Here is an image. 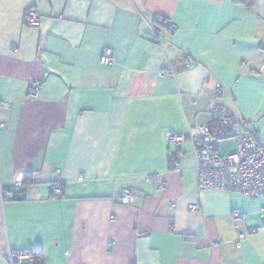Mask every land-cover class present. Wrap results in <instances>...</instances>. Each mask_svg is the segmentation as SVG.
I'll list each match as a JSON object with an SVG mask.
<instances>
[{"label": "crops", "instance_id": "obj_1", "mask_svg": "<svg viewBox=\"0 0 264 264\" xmlns=\"http://www.w3.org/2000/svg\"><path fill=\"white\" fill-rule=\"evenodd\" d=\"M216 101L264 143V0H0V264H264V195L197 187L188 136L219 137Z\"/></svg>", "mask_w": 264, "mask_h": 264}, {"label": "built area", "instance_id": "obj_2", "mask_svg": "<svg viewBox=\"0 0 264 264\" xmlns=\"http://www.w3.org/2000/svg\"><path fill=\"white\" fill-rule=\"evenodd\" d=\"M236 1V0H235ZM157 22H163V17H156ZM24 25L30 29H37L40 25V17L34 11H27L24 18ZM173 30L174 25H169ZM150 41L155 42L157 31L154 27L150 29ZM99 61L103 65H112L114 57L111 49L105 48L100 53ZM216 96H222V87L216 88ZM30 98H36L39 94V87L33 85L28 93ZM211 118L222 130L221 135L234 138V149L227 154H221L216 140L210 134L209 128L205 125L196 128L190 138L195 152L196 164L195 172L197 187L199 189H213L229 193H236L248 198H257L264 195V143L260 142L255 131L240 120L221 101H216L211 110ZM4 124L0 123V129ZM186 136L182 134L170 133L167 136L169 144H181ZM57 170L53 176L55 178L52 191L55 195L61 196ZM151 177H147L149 180ZM159 190L163 184L160 179H155ZM9 192H2L0 197H10ZM133 194L130 190H123L120 194L122 204L131 201ZM198 207L191 205L190 209L196 210ZM233 227L237 233L236 246L246 239L255 230L245 224V217L238 212L232 213ZM7 264H37L34 253L30 251H12L5 253Z\"/></svg>", "mask_w": 264, "mask_h": 264}, {"label": "trees", "instance_id": "obj_3", "mask_svg": "<svg viewBox=\"0 0 264 264\" xmlns=\"http://www.w3.org/2000/svg\"><path fill=\"white\" fill-rule=\"evenodd\" d=\"M237 2L241 3V4H245L247 5L248 7L252 6L253 3H254V0H237ZM153 22L156 23L157 25L159 26H169L170 24H166V19L164 18L163 22L159 23L157 22L156 20V17L153 18ZM214 122V121H213ZM215 123V122H214ZM216 124V123H215ZM217 125V124H216ZM218 126V125H217ZM219 128V127H218ZM210 131V129H209ZM219 131L222 132V130L219 128ZM210 134L213 136V134L210 132ZM227 138L229 136H224V135H221V133H219V137H215L213 136V138L216 140V138ZM231 137V136H230ZM217 142V141H216ZM30 252L34 253L36 259H37V264H43L42 263V259H41V256L39 255V253L37 251H34V250H31Z\"/></svg>", "mask_w": 264, "mask_h": 264}, {"label": "rangeland", "instance_id": "obj_4", "mask_svg": "<svg viewBox=\"0 0 264 264\" xmlns=\"http://www.w3.org/2000/svg\"><path fill=\"white\" fill-rule=\"evenodd\" d=\"M232 139H227L226 141L230 142V145H232ZM225 140H221L220 143H223ZM223 150V149H222ZM222 150L220 151V153H222Z\"/></svg>", "mask_w": 264, "mask_h": 264}]
</instances>
